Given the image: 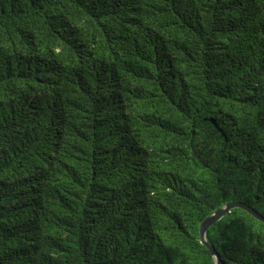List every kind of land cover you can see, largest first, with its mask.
<instances>
[{
  "label": "trees",
  "instance_id": "1",
  "mask_svg": "<svg viewBox=\"0 0 264 264\" xmlns=\"http://www.w3.org/2000/svg\"><path fill=\"white\" fill-rule=\"evenodd\" d=\"M264 217V0H0V264H216ZM207 239L264 264L242 207Z\"/></svg>",
  "mask_w": 264,
  "mask_h": 264
},
{
  "label": "water",
  "instance_id": "2",
  "mask_svg": "<svg viewBox=\"0 0 264 264\" xmlns=\"http://www.w3.org/2000/svg\"><path fill=\"white\" fill-rule=\"evenodd\" d=\"M237 206L246 209L251 214H253L256 218L264 221V217L261 214H259L256 209H254L252 206L242 201H230L226 203V205L217 208L212 214L207 216L200 224L199 236H200L201 242L204 245H206L210 249L212 254L214 255L216 264H221V262H220L219 255L216 252L214 245L207 239L208 229L213 223H215L222 216H224L231 208L237 207Z\"/></svg>",
  "mask_w": 264,
  "mask_h": 264
}]
</instances>
